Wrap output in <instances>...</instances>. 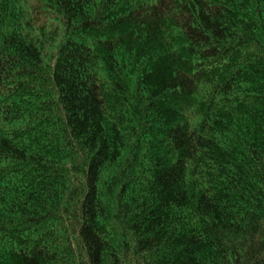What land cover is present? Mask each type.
Returning a JSON list of instances; mask_svg holds the SVG:
<instances>
[{"label":"trees","instance_id":"16d2710c","mask_svg":"<svg viewBox=\"0 0 264 264\" xmlns=\"http://www.w3.org/2000/svg\"><path fill=\"white\" fill-rule=\"evenodd\" d=\"M0 264H264V0H0Z\"/></svg>","mask_w":264,"mask_h":264}]
</instances>
